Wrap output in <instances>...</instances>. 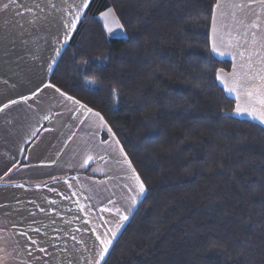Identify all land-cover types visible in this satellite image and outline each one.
<instances>
[{
    "label": "trees",
    "instance_id": "obj_1",
    "mask_svg": "<svg viewBox=\"0 0 264 264\" xmlns=\"http://www.w3.org/2000/svg\"><path fill=\"white\" fill-rule=\"evenodd\" d=\"M216 1L90 0L50 74L145 185L102 264H264V128L216 80L231 67L210 50Z\"/></svg>",
    "mask_w": 264,
    "mask_h": 264
},
{
    "label": "crops",
    "instance_id": "obj_2",
    "mask_svg": "<svg viewBox=\"0 0 264 264\" xmlns=\"http://www.w3.org/2000/svg\"><path fill=\"white\" fill-rule=\"evenodd\" d=\"M89 1L0 0V264H102L97 237L113 243L144 195L133 205V167L105 121L44 87ZM109 10L99 20L105 13L106 33L118 32ZM209 42L231 64L216 80L235 101L233 116L264 128L235 111L237 93L225 86L264 83V0H217Z\"/></svg>",
    "mask_w": 264,
    "mask_h": 264
},
{
    "label": "snow or ice",
    "instance_id": "obj_3",
    "mask_svg": "<svg viewBox=\"0 0 264 264\" xmlns=\"http://www.w3.org/2000/svg\"><path fill=\"white\" fill-rule=\"evenodd\" d=\"M111 11V10H109ZM215 16V13H213V17ZM76 24L75 21L72 22V24L69 26L70 28H75ZM212 51H217V45L215 43V41H213L212 43ZM220 55H224L223 52L219 53ZM222 71H219L217 73V79H221L222 78ZM233 77H236V74L233 73L232 74ZM261 81H264V76H260L258 77ZM225 86H226V90L228 92H236L237 93V105L235 108V111L239 114L242 112H247L248 115L253 116V118L256 119H260L262 122H264V83L260 84L259 86L256 87H247L245 86V84L240 80V78L236 77L235 79L232 80V86H228L227 82L225 81ZM44 87H55V85L52 84H46L44 85ZM243 88V95L247 97V104L244 107H241L239 100H240V92L239 90ZM42 91V89H37V91L35 93H33V95H37L38 93H40ZM56 91L61 95L64 96L67 100L71 101L72 103L78 105L80 108L85 110V114H91L95 117H97L102 126H106L104 123V118L103 116L99 113V112H95L93 111L91 108L86 107L85 105L81 104L79 100H75L71 95H66L64 92H62L58 87H56ZM24 99H27V97H25ZM10 103L14 104L16 103V101H10ZM4 108H7L8 105L5 104L3 106ZM3 108H0V111H2ZM109 132H111V129H108ZM121 154H123V149L120 150ZM87 159H91V157H88ZM125 161L127 162V157H125ZM85 163H87V160L85 161ZM129 167H131V164L129 163ZM133 179L135 181L136 184V188H137V195L142 194L145 191V185L143 184V182L140 180V177L138 175H136L135 170L133 169ZM136 202V198L134 197L132 200L133 205ZM129 211H131V209H129ZM128 217L127 216H121V224L123 223L124 220H127ZM120 225H117L116 229L112 232V235L115 236V233L117 231H119ZM97 240L100 241L101 244V251L99 253V257L100 259H104L105 253L108 252V246L112 243L111 239H102L101 237H97ZM98 264V262H97Z\"/></svg>",
    "mask_w": 264,
    "mask_h": 264
},
{
    "label": "rangeland",
    "instance_id": "obj_4",
    "mask_svg": "<svg viewBox=\"0 0 264 264\" xmlns=\"http://www.w3.org/2000/svg\"><path fill=\"white\" fill-rule=\"evenodd\" d=\"M110 12H112V11H110ZM104 14H105V13H104ZM104 14L100 17V22L102 23L104 29H108V27H107V25H106V20H105V15H104ZM116 20H117V19H116ZM116 20H115V21H116ZM116 23H117V26H118V28H119V31H118V32L115 31L114 33H110V32L107 30L108 36L113 37V38L125 37V33H124V31H123L121 25L119 24V22H116ZM128 166H129V164H128ZM130 168H131V167H130ZM128 181H129V182H132L131 184H132L133 189H134V191H135V193H133V195H134L135 198H137V197L140 196L141 194L137 195V188H136V184H135L134 179H133L134 182L131 181L130 178L128 179ZM128 181H127V183H128ZM131 192H133V191L129 189V183H128V184H127V194H128V196H130ZM129 193H130V194H129ZM143 193H144V192H143Z\"/></svg>",
    "mask_w": 264,
    "mask_h": 264
}]
</instances>
